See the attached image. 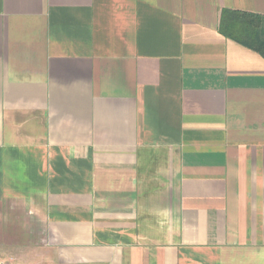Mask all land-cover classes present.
<instances>
[{
	"label": "crops",
	"instance_id": "0c3cea01",
	"mask_svg": "<svg viewBox=\"0 0 264 264\" xmlns=\"http://www.w3.org/2000/svg\"><path fill=\"white\" fill-rule=\"evenodd\" d=\"M264 0H0V264H264Z\"/></svg>",
	"mask_w": 264,
	"mask_h": 264
},
{
	"label": "trees",
	"instance_id": "16d2710c",
	"mask_svg": "<svg viewBox=\"0 0 264 264\" xmlns=\"http://www.w3.org/2000/svg\"><path fill=\"white\" fill-rule=\"evenodd\" d=\"M218 33L264 59V16L223 10L219 17Z\"/></svg>",
	"mask_w": 264,
	"mask_h": 264
}]
</instances>
